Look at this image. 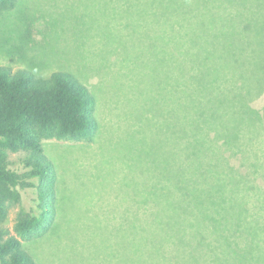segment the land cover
<instances>
[{
  "label": "rangeland",
  "instance_id": "374dc122",
  "mask_svg": "<svg viewBox=\"0 0 264 264\" xmlns=\"http://www.w3.org/2000/svg\"><path fill=\"white\" fill-rule=\"evenodd\" d=\"M263 29L264 0H18L0 12V67L68 73L97 99L92 142H44L60 200L58 226L24 243L38 264H145L139 241L168 210L161 187L179 172L178 133L180 146L195 144L201 127L177 115L204 108L209 133L252 134ZM33 197L23 193L24 204Z\"/></svg>",
  "mask_w": 264,
  "mask_h": 264
},
{
  "label": "trees",
  "instance_id": "16d2710c",
  "mask_svg": "<svg viewBox=\"0 0 264 264\" xmlns=\"http://www.w3.org/2000/svg\"><path fill=\"white\" fill-rule=\"evenodd\" d=\"M17 2L0 0V12ZM239 33L246 38L251 27ZM245 49L255 55L251 45ZM259 57L264 60V52ZM251 104L261 118L241 140L206 131L199 111L204 108L177 115L180 122L196 120L201 127L191 134L195 144L182 138L180 146L178 133L179 172L171 185L163 180L161 187L168 210L161 222L144 226L139 241L145 264H264V148L259 146L264 144V92ZM96 112V97L71 74L38 78L0 67V264H38L24 243L58 226L60 200L58 170L44 142H92L100 131ZM244 139L250 142L244 145ZM25 192L34 194L29 206Z\"/></svg>",
  "mask_w": 264,
  "mask_h": 264
}]
</instances>
